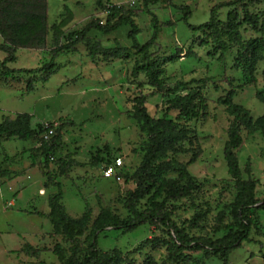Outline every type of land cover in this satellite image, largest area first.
<instances>
[{"label": "rangeland", "instance_id": "374dc122", "mask_svg": "<svg viewBox=\"0 0 264 264\" xmlns=\"http://www.w3.org/2000/svg\"><path fill=\"white\" fill-rule=\"evenodd\" d=\"M106 1V0H104ZM134 16L141 32L137 39L146 43L154 33L152 15L145 12L144 0H111ZM174 5L159 2L149 5L159 19V34L150 49L162 70L160 80L173 93H163L152 86L144 70L143 54L132 48L130 25L124 24L111 34L93 30L89 39L104 50L117 44L129 48L117 59L89 56L88 42L78 44L73 52L60 54L55 62L58 70L48 81H35V91L26 88L31 75L16 73L6 77L0 71V122L15 118L17 113L33 115L37 123L66 122L60 130L62 142L45 165L43 149L49 147L43 134L32 140L17 137L0 140V264H66L76 256L82 259L89 247L94 221L109 211L121 220L137 219L153 210L154 202H165L175 222L190 235L216 241L230 231L238 230L234 204L238 195L236 179L229 173L224 148L232 117L222 102L234 90L233 102L250 110L254 118L264 115V103L257 92L264 90V53L260 55L253 74L235 65L237 47L221 56L211 39L201 31L192 30L188 23L200 25L209 21L214 5L229 0H172ZM49 32L33 46H15L16 61L10 68H36L48 63L57 38L53 24L72 12L70 21L61 26L58 43L81 30L93 19L104 20L106 12L97 0H47ZM176 6H189L188 22ZM249 11L261 13L260 0L247 3ZM230 11H237L242 21L243 6L224 7L218 15L227 20ZM243 40L259 37L251 26L242 23ZM224 38L227 40L226 36ZM0 32V43H6ZM10 54L0 49V62ZM200 93V109L196 117L178 119L179 110L170 108L176 95ZM142 95L146 107L155 118L172 119L185 125L190 136L168 159L173 169L164 177L185 182L181 168H186L200 184V191L183 198H169L159 185L150 194L131 206L129 193L137 187L136 172L143 165L148 133L134 117V98ZM199 95V94H198ZM73 120L76 125L67 122ZM243 143L236 150L244 179L256 180V197L264 199V134L242 131ZM122 156L125 161L122 182L104 178L101 158ZM250 166L251 171H248ZM63 190L62 204L71 218L80 219L90 210L86 228L75 229V241L56 234L50 214L51 201ZM161 188V187H160ZM162 189V188H161ZM103 251L119 249L121 264H143L154 259L159 264H225L224 258L212 253L183 249L175 260H169L170 238L163 227L144 223L132 231L109 227L99 236ZM78 243L77 254L73 250ZM29 244L30 254L23 250ZM264 210L259 211L252 228L251 239L229 253L228 264H264Z\"/></svg>", "mask_w": 264, "mask_h": 264}, {"label": "trees", "instance_id": "16d2710c", "mask_svg": "<svg viewBox=\"0 0 264 264\" xmlns=\"http://www.w3.org/2000/svg\"><path fill=\"white\" fill-rule=\"evenodd\" d=\"M256 0H229L214 5L211 9V17L209 21L200 25L188 26L192 30L201 31L206 34L212 42L216 51H221V56L229 48L228 42H233L237 47L235 57L236 67L245 70L246 74H253L255 66L260 59V55L264 53V10L261 13H254L248 10L247 3ZM264 3V0H260ZM159 2H167L174 5L172 0H144L145 12L152 15L154 23V33L151 38L144 44H141L137 35L141 32L133 15L124 12L125 8L121 5L114 4L111 0H97V6L106 12L104 20L95 18L86 24L83 29L71 33L66 42L58 43L62 35L61 26L66 25L70 19L72 12L66 16L60 24H53L51 28L54 30L57 43L52 50V57L48 63L36 68L14 69L8 66V63L16 61L14 53L15 46L29 47L40 43L49 32L48 24V5L47 0H0V32L6 38V43H0V49L9 52V56L0 62V71L6 77L13 76L16 73L31 75V80L27 84V92L35 91V81H48L50 77L58 70L56 58L67 52L75 51L78 44L88 42L89 56L95 60L98 54H102L106 59H117L121 53L129 48L123 47L121 44L112 50H104L89 39V33L93 30L103 34H111L118 30L124 24L130 25L129 37L133 41L132 48L138 53L143 54L145 66L144 70L149 76L152 86L158 88L163 93H173V89L160 80L162 70L159 67L157 59H154L150 53V49L155 45L159 34L158 16L149 9V5H156ZM243 6L242 21H239L237 11H230L226 21L219 18V11L224 7ZM184 12V19L188 22L192 11L189 6H176ZM245 23L251 26L259 37L250 40H243L240 32V25ZM226 36L227 40L224 38ZM228 41V42H227ZM199 94V95H198ZM235 92L231 90L222 102L227 106L228 114L233 118L231 126L228 130V140L224 148V156L228 163L229 173L236 179V187L238 195L234 204L235 217L237 219L238 230L230 231L222 238L213 241L206 237L190 236L184 228H181L175 220L170 216L168 210H163L166 206L165 202H154L153 210L137 219L121 220L104 211L93 223L92 234L86 255L82 259L76 256L68 259L66 264H121L123 261L122 252L119 249L112 251H103L99 244V236L107 228L114 227L132 231L144 223L154 226L163 227L168 234L170 241L168 249L171 251L169 260H175L178 252L183 249H189L196 252L212 253L220 255L224 258V263L229 262V253L239 247L243 242L251 239L252 228L258 217L259 211L264 210V199L256 197V180L249 178L244 179L242 170L239 165L236 150L242 145V131L246 130L249 134L261 131L264 134V115L254 118L250 110L241 104L233 102ZM200 93L195 90L187 95H176L170 101V108L179 110L178 119H191L198 115L200 107ZM258 99L264 103V90L257 92ZM136 111L134 117L141 123V126L148 133V142L146 146V155L143 165L136 172L137 187L129 193V202L132 205L138 199L150 194L151 190L159 185L158 189L163 190L169 198H183L200 191V184L197 179L192 176L184 167L181 168V177L185 181L183 183L171 181L164 177L167 172L173 169V163L168 159L171 151H178L182 142L190 136V130L180 122L172 120L153 118L147 110L146 99L142 95L134 98ZM33 115L27 112L17 113L15 118L6 117L0 122V140L17 137L20 140H32L35 136L45 132V124L37 123L32 125ZM70 125H76L73 120L67 122ZM50 124H55L50 122ZM66 122L58 123L56 134L51 137L48 142L49 147L43 149L46 156L45 165H48V159L51 154L49 151L54 150L62 142V134L60 130ZM116 156H108L101 158L102 165L113 162ZM248 171H251L248 166ZM127 181V175L122 173ZM59 190L53 196L51 201L52 212L50 217L54 225L56 234L64 235L67 239L75 241V229L86 228L91 219V212L88 210L80 219L71 218L64 204H62L63 190L58 183ZM162 189H161V188ZM30 245L25 244L23 250L30 254ZM78 243L74 244L73 250L75 255L78 250ZM264 259V254H263ZM40 264H46L41 261ZM143 264H159L154 259H147Z\"/></svg>", "mask_w": 264, "mask_h": 264}, {"label": "built area", "instance_id": "2783aa9c", "mask_svg": "<svg viewBox=\"0 0 264 264\" xmlns=\"http://www.w3.org/2000/svg\"><path fill=\"white\" fill-rule=\"evenodd\" d=\"M56 127H58V122H55L54 125L46 123L43 136L46 139H51V137L56 134ZM124 166L125 161L123 157L118 155L113 159L112 163L104 164V167L102 169V176L104 178H114L116 179V181L122 182L124 180V175L122 174L124 172Z\"/></svg>", "mask_w": 264, "mask_h": 264}]
</instances>
